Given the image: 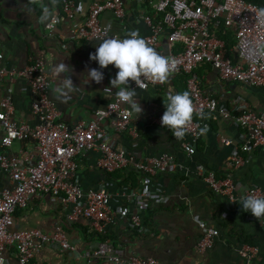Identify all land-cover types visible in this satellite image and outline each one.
Here are the masks:
<instances>
[{
	"label": "crops",
	"instance_id": "crops-1",
	"mask_svg": "<svg viewBox=\"0 0 264 264\" xmlns=\"http://www.w3.org/2000/svg\"><path fill=\"white\" fill-rule=\"evenodd\" d=\"M97 1L100 0H76L77 12L69 18L62 11V0H0V50L4 53L0 65L22 67L31 57L43 59L50 69L51 97L61 111L60 119L71 125L80 119L91 118L95 109L106 106L114 98L116 90L115 87L111 92L104 90L111 86L110 80L118 71L112 64L102 69L105 73L102 82L88 78L90 68H99L97 61L90 58V53L95 52L102 39L77 38L72 34L73 24L84 22ZM152 8L140 0H125L124 20L111 10L104 11L100 17L103 24L110 25L113 33L124 34L122 25L125 22L129 26L125 34L138 30L144 38L151 31L144 15ZM46 10L48 15L44 18ZM56 12L61 15L60 22L55 32L48 35L46 23ZM167 32L163 34L160 45L153 46L156 51H171L168 39H164ZM231 41L234 42L228 44V50L232 56L236 52L235 38ZM60 59L68 65V73H53L52 67ZM196 74L204 89L232 113L238 114L244 106L264 112L263 87L223 82L217 69L206 62L196 68ZM64 76H70L76 87L62 96L59 89ZM186 77V74L171 72L163 85L135 88L136 100L142 111L137 112L129 106L134 118L131 126L137 135L131 130L119 132L113 129H109L107 135V140L116 147L131 150L139 158L171 152L183 169L150 174L127 167L107 172L99 165L100 151L91 150L81 155L78 180L85 190L106 188L112 193L110 206L115 211V218L107 234L92 232L88 219L68 218L72 203L52 194L34 197L27 207L16 210L12 228L39 227L51 232L61 225L78 247V252H64L57 245H46L36 252V264H115L106 258L89 261L80 256L82 251L97 246L104 238L122 245L127 254L135 252L140 256H154L159 264H264V217L259 219L244 210L240 204L242 201H231L228 196L214 192L197 170L198 165H203L219 177H231L237 192L248 186L264 187V145L256 146L248 153L243 152L241 146L247 136L246 131L230 118L222 115L214 118L206 112L201 118L209 122V127L203 129L196 151L189 154L182 146L183 141L190 138L189 134L186 132L183 138H176L158 119L166 110L164 100L169 93H189ZM5 96H10L13 101L14 118L25 119L32 125L38 122L32 111L36 96L27 79L22 76L0 79V100ZM3 134L0 128V158ZM221 134L230 137L232 143L224 145ZM6 151L10 155L32 157L37 148L33 139L15 140L6 147ZM236 151L247 154L249 162L231 166V155ZM7 186H10V176L2 168L0 159V190ZM134 189L148 191L145 207L141 208L134 196L124 194ZM119 207H125L127 213L120 212ZM139 212L142 223L136 227L131 216ZM200 221L220 232L215 244L206 251L197 247L201 236ZM243 244L259 246V252L252 261L239 253ZM7 258L8 264H19L13 247L7 251Z\"/></svg>",
	"mask_w": 264,
	"mask_h": 264
},
{
	"label": "built area",
	"instance_id": "built-area-1",
	"mask_svg": "<svg viewBox=\"0 0 264 264\" xmlns=\"http://www.w3.org/2000/svg\"><path fill=\"white\" fill-rule=\"evenodd\" d=\"M150 4L152 11L144 15L151 31L144 38L151 46H159L163 34L168 30V43L171 51L159 53L175 58L173 73L186 74L190 97L193 102V117L188 124L190 138L183 141V148L193 154L203 135L202 129L209 122L202 115L210 112L214 118L222 115L232 119L244 131L246 138L241 149L248 153L256 146L264 145V112L243 107L238 114L232 113L226 106L220 105L201 84L196 68L203 62L210 63L223 82H241L264 88V8L250 0H140ZM76 0H62V11L73 18L77 12ZM111 10L117 17L125 19V0H100L93 4L84 22H75L73 37L103 39L116 36L123 39L129 30L123 22L122 33H113L110 25L103 24L101 14ZM61 15L54 13L46 23L48 35H52L59 24ZM235 32V54L230 55L227 42L219 35L220 31ZM174 48V49H173ZM4 53L0 50V59ZM50 69L39 57H31L22 67L0 65V79L22 76L31 85L36 98L32 102V111L38 118L35 125L25 119L13 117L14 104L10 96L0 100V128L3 130L1 144V166L10 176V186L0 190V264H8L7 251L13 247L19 264H36L34 256L46 245H57L64 252H78L76 242L61 225L51 232L35 227L29 229L12 228L14 214L18 208L27 207L30 201L39 195L52 194L72 203L68 218L90 221V230L107 234L115 211L110 206L112 193L106 188L85 190L77 178L80 157L91 150L101 152L99 165L107 172L132 168L144 173L155 174L183 169V165L171 152L139 158L128 149H120L107 140L109 129L123 132L136 130L131 126L133 113L128 103L114 98L104 106L94 110L91 118L68 124L60 119L61 111L51 97ZM166 81V80H165ZM144 79L142 85L136 82L130 86L147 89L150 86L163 85ZM163 113L158 117L161 121ZM198 115L200 118L196 119ZM33 139L37 152L32 157L10 155L6 147L15 140ZM224 145L232 143L226 135H220ZM247 154L236 151L230 159L231 166L249 162ZM210 188L228 196L231 201H242L244 195L264 196V187L248 186L236 191L231 177H219L213 170L203 165L197 166ZM128 197H135L142 208L147 205V190L125 191ZM120 212L127 213L125 207ZM134 226L142 223L141 213L131 216ZM201 236L197 247L206 251L220 236L219 229L200 221ZM259 252L255 244H243L239 253L252 261ZM80 256L92 261L106 258L115 264H159L154 256H140L135 252L126 253L125 248L109 239L101 240L97 246L87 248Z\"/></svg>",
	"mask_w": 264,
	"mask_h": 264
},
{
	"label": "clouds",
	"instance_id": "clouds-1",
	"mask_svg": "<svg viewBox=\"0 0 264 264\" xmlns=\"http://www.w3.org/2000/svg\"><path fill=\"white\" fill-rule=\"evenodd\" d=\"M47 10L45 17L47 18ZM90 58L97 61L99 68L93 67L88 71L89 80L97 83L103 81L105 73L103 68L112 64L118 69L115 76L110 80V87L105 91H113L119 100L128 103L134 110L141 112V105L137 102L138 97L135 87H130L132 81L136 85H142L144 79L162 82L168 79L176 60L165 56L151 47L138 34V30L130 32L120 39L116 36L103 38L96 47L95 52L90 53ZM52 71L55 74L68 73L69 67L63 60L53 65ZM76 87L70 76H64L62 87L59 89L61 95H67ZM166 110L164 111L161 123L167 126L176 138H183L188 131V124L193 117V102L187 91L169 93L164 100ZM203 131V129H202ZM240 203L244 210L250 211L257 218L264 217V196L244 195Z\"/></svg>",
	"mask_w": 264,
	"mask_h": 264
},
{
	"label": "trees",
	"instance_id": "trees-1",
	"mask_svg": "<svg viewBox=\"0 0 264 264\" xmlns=\"http://www.w3.org/2000/svg\"><path fill=\"white\" fill-rule=\"evenodd\" d=\"M250 1H253V2L259 4L261 7L264 8V0H250ZM219 35L226 40L227 45L234 42V41H231L232 39L235 38V32L233 30H228V31H226V33H224L223 31H220ZM186 82H187V77H186Z\"/></svg>",
	"mask_w": 264,
	"mask_h": 264
},
{
	"label": "water",
	"instance_id": "water-1",
	"mask_svg": "<svg viewBox=\"0 0 264 264\" xmlns=\"http://www.w3.org/2000/svg\"><path fill=\"white\" fill-rule=\"evenodd\" d=\"M164 39H168V35H166V37H164Z\"/></svg>",
	"mask_w": 264,
	"mask_h": 264
}]
</instances>
